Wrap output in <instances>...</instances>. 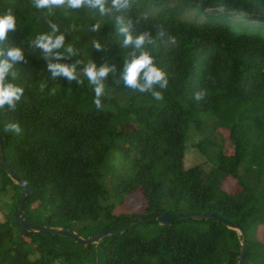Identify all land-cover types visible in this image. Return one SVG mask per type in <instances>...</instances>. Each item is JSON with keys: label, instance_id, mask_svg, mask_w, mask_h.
Instances as JSON below:
<instances>
[{"label": "trees", "instance_id": "obj_1", "mask_svg": "<svg viewBox=\"0 0 264 264\" xmlns=\"http://www.w3.org/2000/svg\"><path fill=\"white\" fill-rule=\"evenodd\" d=\"M188 1L166 8L169 0H128L117 8L105 0L101 13L89 2L37 8L35 0H0V14L16 17V31L0 49L23 53L5 79L23 93L15 108H0L3 154L31 189L22 214L31 224L85 238L111 231L84 244L26 230L15 217L23 188L0 161V264H238L241 232L215 219L157 221L181 212H213L239 224L248 244L243 264H264V17L259 24L235 19L264 15V0ZM204 6L223 12L187 20L188 10ZM122 27L134 39L146 34L143 49L124 44ZM45 34L63 35L64 44L45 53L35 43ZM140 51L168 79L166 88L155 86L159 101L121 79ZM50 63L74 66L76 79L53 76ZM90 63L113 69L100 108L84 75ZM12 123L22 131H5ZM194 129L209 169L185 164ZM222 145L232 151L223 153ZM229 176L236 179L231 191L223 187ZM137 190L144 211H120Z\"/></svg>", "mask_w": 264, "mask_h": 264}, {"label": "clouds", "instance_id": "obj_2", "mask_svg": "<svg viewBox=\"0 0 264 264\" xmlns=\"http://www.w3.org/2000/svg\"><path fill=\"white\" fill-rule=\"evenodd\" d=\"M93 6H99L101 13L105 12V0H88ZM128 0H112V4L117 7H125ZM65 0H35V6L37 8H50L53 5H63ZM67 3L72 8H79L84 5L85 0H67ZM53 32L57 31L56 25H53ZM99 28V25L95 26ZM9 31H16V17L11 12L0 14V42H3ZM121 32L125 33L124 44H132L136 49H143L146 42V34H141L135 39L128 32L126 27L121 28ZM36 45L41 48L45 53H51L54 49L62 47L64 44L63 35H41L36 41ZM97 49L100 48L99 44H95ZM72 51L71 48L68 49ZM0 108L8 105L15 108L16 101H18L23 93V88L16 86L12 83H5V79L12 68L13 63L23 59L22 50L18 47H10L6 53L3 49H0ZM53 76L63 75L69 80L76 79L74 66L70 67L65 64H49ZM113 71L107 64L97 69L94 63H90L84 72L88 82L94 85V104L97 108L101 107L100 97L104 94L103 80L108 74ZM121 79L124 84L139 92H151V95L155 100L159 101L163 99L160 91L155 90V86L159 85L160 88H166L168 85V79L165 72L156 65L151 55L146 51H140L139 55L133 56L130 61H126L124 70L121 74ZM202 98V93H195V99ZM5 131L20 133L22 131L18 123H12L6 126Z\"/></svg>", "mask_w": 264, "mask_h": 264}, {"label": "rangeland", "instance_id": "obj_3", "mask_svg": "<svg viewBox=\"0 0 264 264\" xmlns=\"http://www.w3.org/2000/svg\"><path fill=\"white\" fill-rule=\"evenodd\" d=\"M180 2V3H179ZM189 3H196V6H200V2L194 0V1H188ZM88 0H85L84 4H87ZM184 3V2H183ZM181 4V0H169V3L167 4L166 8H171L174 5ZM64 6H67V0H65ZM223 8L222 7H213V6H204L201 7V9H191L187 11L186 18L189 21L192 22H202L206 19L207 15H217L218 13H222ZM245 16V18H243ZM259 17H264L262 14H254V13H244V15L235 14V19L238 20H244L248 23L252 24H259L263 21L259 20ZM127 128H132V125H127ZM221 133H223L224 129L220 128ZM199 141V138L196 137V130L191 131L190 138L187 142V149L186 150V157H185V164L187 166H193L200 164L201 166L209 169L211 166V163L206 160L205 156L199 151V149L196 146V143ZM221 151L225 154H228L232 151V148L230 146L222 145ZM236 183V179L232 176H229L226 181L224 182V189L227 191H231L234 188V185ZM7 200H11L9 197ZM147 205L144 193L141 190H137L131 195L127 196L125 198L124 203L119 208L120 211H127V212H133V213H142ZM0 214H3V211L0 209ZM154 226L153 224L149 225L147 227L148 234L153 230ZM259 235L261 238H264V225L260 226L259 228Z\"/></svg>", "mask_w": 264, "mask_h": 264}, {"label": "water", "instance_id": "obj_4", "mask_svg": "<svg viewBox=\"0 0 264 264\" xmlns=\"http://www.w3.org/2000/svg\"><path fill=\"white\" fill-rule=\"evenodd\" d=\"M5 141V135L0 132V161L5 166L7 172L9 173L12 178L23 188V194L21 195V200L18 203V208L16 212V219L21 224L23 228L26 230H40L43 232H49L54 235L60 236H70L76 238L79 242L84 244L94 243L99 241L100 239L104 238L105 236L110 234V230L108 228L103 229L100 233L91 236V237H83L79 235L76 231H73L69 228H62V227H47V226H37L35 224L29 223L26 218L22 214V206L25 202L26 197L30 194L31 189L28 184L22 180L12 169L10 166L9 161L3 154V145ZM215 219V220H222L224 224L227 226L236 229L237 231L241 232L242 234V244L239 254L238 264H243L245 259V254L247 252L248 244H247V236L242 230V227L239 224H234L229 220L223 219L219 217L217 214L213 212H181L175 215L172 214H160L157 216V221L164 225H171L175 220H184V219ZM138 220L144 221L147 219V215H138Z\"/></svg>", "mask_w": 264, "mask_h": 264}]
</instances>
